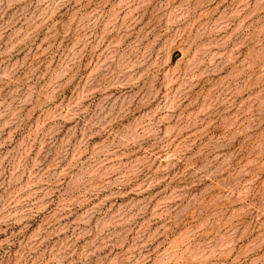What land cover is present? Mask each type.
<instances>
[{
  "label": "rangeland",
  "instance_id": "1",
  "mask_svg": "<svg viewBox=\"0 0 264 264\" xmlns=\"http://www.w3.org/2000/svg\"><path fill=\"white\" fill-rule=\"evenodd\" d=\"M0 264H264V0H0Z\"/></svg>",
  "mask_w": 264,
  "mask_h": 264
}]
</instances>
